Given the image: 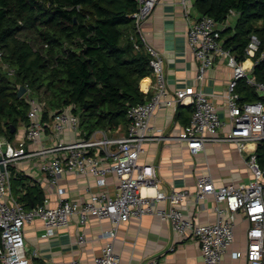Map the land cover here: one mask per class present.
Segmentation results:
<instances>
[{
	"label": "built area",
	"instance_id": "2783aa9c",
	"mask_svg": "<svg viewBox=\"0 0 264 264\" xmlns=\"http://www.w3.org/2000/svg\"><path fill=\"white\" fill-rule=\"evenodd\" d=\"M186 1L180 0L188 20L190 15ZM157 2L137 0V9L130 14L135 32L140 35L151 56L149 62L154 85L149 99L128 109L129 123L125 132L115 134L114 131L98 129L87 134L70 105L51 110L49 123H45L42 120L45 103L25 87L23 95L28 109L23 135L13 141L0 137V264H32L25 250V224L40 219L44 229L51 234L56 228L66 226L74 214L78 215L81 225L87 221L89 214L109 218L113 224L110 230L101 232L102 237L112 239L95 256L93 264H119L113 251L118 225L130 217L141 218L144 215L157 216L167 221L176 234L196 239L205 264H223V256L234 241L238 213L249 223L247 242L244 251H234L232 256H243L245 264H264V168L259 163L257 148L246 155V166L251 174L246 184L215 187L209 174L197 178L196 200L201 202L211 195L214 201L215 220L207 223L197 222L181 209L190 195L188 189L161 190L156 166L138 161L144 144L158 138L152 133L151 119L157 109L165 106L188 103L192 106L190 121L179 136L180 140L186 141L191 152L202 150L208 141H231L240 151L247 143H254L257 147L264 144V83L255 79L251 75L252 69L246 68L244 61H239L230 49L224 47L220 35L229 21L221 24L208 15L188 21L186 38L198 61L194 76L196 85L170 92L163 55L142 35V25ZM259 46L258 37L251 34L245 53L247 58L252 59L253 66L264 57L262 53L253 60ZM217 58H223L231 68V77L223 94L231 129L224 137L217 134L224 121L218 115L212 94L200 87ZM12 73L10 69L9 74ZM242 79L261 96L260 99L240 100L236 87ZM22 161L35 166L47 177L57 195L55 205L48 204L45 199L41 205L26 208L12 193L11 181L17 164ZM66 172L92 175L99 186L106 184V174L113 173L117 179L116 192L113 195L105 191L92 193L84 201L69 199L59 185L61 176ZM69 264L82 263L71 260ZM140 264H158V259L151 256Z\"/></svg>",
	"mask_w": 264,
	"mask_h": 264
},
{
	"label": "trees",
	"instance_id": "16d2710c",
	"mask_svg": "<svg viewBox=\"0 0 264 264\" xmlns=\"http://www.w3.org/2000/svg\"><path fill=\"white\" fill-rule=\"evenodd\" d=\"M136 9L137 0H0V137L13 141L26 124L20 86L46 101L45 123L51 110L70 105L87 134L126 128L128 109L151 95L140 89L152 68L130 17ZM193 10L221 24L231 18L220 37L239 61L251 34L260 41L253 60L264 53V0H194ZM251 75L264 83V57ZM236 91L243 101L261 98L243 79ZM256 150L264 168V144ZM11 188L26 208L44 202L41 186L24 174L13 176Z\"/></svg>",
	"mask_w": 264,
	"mask_h": 264
},
{
	"label": "crops",
	"instance_id": "0c3cea01",
	"mask_svg": "<svg viewBox=\"0 0 264 264\" xmlns=\"http://www.w3.org/2000/svg\"><path fill=\"white\" fill-rule=\"evenodd\" d=\"M193 1H186L190 15L187 20L180 0H158L142 25V35L146 42L163 55L165 78L170 92L187 85H196L194 76L198 61L186 38L189 20L198 17L193 10ZM228 21L231 23V18ZM243 65L252 69V59L247 58ZM230 77L231 68L223 58H217L200 86L212 94L218 115L224 121L217 131L221 137L226 136L231 129L223 97ZM153 85L152 75L140 81V89L145 94L152 93ZM191 111L192 106L189 103L157 109L151 119V126L152 133L158 138L144 144V151L138 161L156 166L161 190H189L190 195L181 205L187 216L200 223L213 222V197L208 195L201 202L195 198L197 178L209 174L215 187L246 184L251 177L246 166V155L257 146L247 143L240 151L231 141H208L204 143L202 150L191 152L186 141L179 139L187 120L190 121ZM125 130V127L119 126L114 133L121 134ZM44 132L47 133L48 130L45 129ZM16 169L15 175L24 174L41 186L44 200L46 199L48 204H56L55 190L49 185L47 177L34 170L35 166L22 161L17 164ZM105 177L106 184L99 186L92 175L66 172L61 176L59 185L69 199L84 201L92 193L105 191L113 195L116 192L115 174L108 173ZM248 226V221L238 213L234 241L223 256V264H245L243 256L233 257L232 252L246 249ZM112 227L109 218H98L94 214H89L87 221L81 225L78 215L74 214L66 226L56 228L53 233L48 234L42 221L35 219L24 226L25 250L32 259V264H69L71 260L93 264L95 256L99 255L104 245L112 239L102 237L101 232ZM113 251L119 264H140L151 256L158 259V264H205L196 239L176 234L167 221L154 215L130 217L119 224L113 240Z\"/></svg>",
	"mask_w": 264,
	"mask_h": 264
},
{
	"label": "rangeland",
	"instance_id": "374dc122",
	"mask_svg": "<svg viewBox=\"0 0 264 264\" xmlns=\"http://www.w3.org/2000/svg\"><path fill=\"white\" fill-rule=\"evenodd\" d=\"M34 95V94H33ZM41 101H43L44 103H46V101L45 100H43V99H41ZM23 130H24V128H23V125H21V126H19L18 127V130H17V133H16V138H15V140H18L22 135H23ZM36 172H39V171H37L36 169H34ZM40 173V172H39Z\"/></svg>",
	"mask_w": 264,
	"mask_h": 264
},
{
	"label": "water",
	"instance_id": "95a60500",
	"mask_svg": "<svg viewBox=\"0 0 264 264\" xmlns=\"http://www.w3.org/2000/svg\"><path fill=\"white\" fill-rule=\"evenodd\" d=\"M25 92V87L24 86H20L19 90H18V96H22Z\"/></svg>",
	"mask_w": 264,
	"mask_h": 264
}]
</instances>
